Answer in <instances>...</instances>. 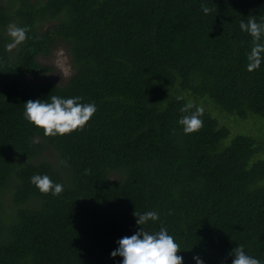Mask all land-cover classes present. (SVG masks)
<instances>
[{
    "label": "trees",
    "instance_id": "obj_1",
    "mask_svg": "<svg viewBox=\"0 0 264 264\" xmlns=\"http://www.w3.org/2000/svg\"><path fill=\"white\" fill-rule=\"evenodd\" d=\"M253 17L264 20V0L0 3V264H117V240L141 227L134 212L150 210L184 264L197 253L232 264L238 245L264 262V143L244 134L225 143L231 129L205 108L198 131L178 123L182 107L199 106L184 92L240 118L231 123L264 118V63L248 70L252 37L239 27ZM13 23L28 39L8 50ZM62 40L72 73L47 82L52 67L38 57ZM53 95L97 111L82 129L46 136L23 113L29 99ZM50 146L58 167L43 155ZM37 173L64 190L41 192ZM160 221L145 227L158 231Z\"/></svg>",
    "mask_w": 264,
    "mask_h": 264
},
{
    "label": "clouds",
    "instance_id": "obj_2",
    "mask_svg": "<svg viewBox=\"0 0 264 264\" xmlns=\"http://www.w3.org/2000/svg\"><path fill=\"white\" fill-rule=\"evenodd\" d=\"M205 14L213 11L206 3H201ZM240 29L252 37L251 51L247 53V67L253 71L264 63V20L257 21L255 17L247 21L241 20ZM8 34L12 41L6 45L12 50L28 39V30L16 24L8 26ZM182 99V97H177ZM191 110V111H190ZM97 111L95 102H83L80 96L62 97L53 95L49 99H29L25 102L24 117L37 127L43 128L46 136H57L82 129ZM182 115L178 121L183 125L185 134L198 131L203 127L205 109L195 104H186L180 109ZM31 183L41 192L59 195L64 185L51 179L48 174H34ZM137 217V230L132 235H125L117 240L118 247L111 252L112 257L123 259L117 264H184V256L178 254L180 247L168 228L160 221V213L155 210L144 213L134 212ZM160 221L158 231H150L145 226L149 222ZM233 257L232 264H264L259 258L252 256L243 245H238L229 253ZM196 264H205L203 257L197 253L193 256Z\"/></svg>",
    "mask_w": 264,
    "mask_h": 264
},
{
    "label": "rangeland",
    "instance_id": "obj_3",
    "mask_svg": "<svg viewBox=\"0 0 264 264\" xmlns=\"http://www.w3.org/2000/svg\"><path fill=\"white\" fill-rule=\"evenodd\" d=\"M5 1L6 0H0V3H3ZM54 22H57V20L46 21L42 26V29H46ZM38 60L42 64L52 67L51 72L43 76V79L47 82L63 83L72 73L70 54L65 40H62L60 46H56L55 49L53 48L49 54L39 56ZM182 95L190 103H196L199 106H202L206 110L210 111L212 113L211 115L214 118L218 119L220 123L226 124L231 129V136L225 141V143H229L234 136L239 134L250 135L254 137L255 139H257L259 146L261 143H264V118L259 116H252L255 119L249 120L246 123L240 121L231 123L228 122L232 121L231 117H233L235 120H240V118L236 116H230L227 112H225L217 104H215L208 96H192L189 92H184ZM191 99H193L192 102L190 101ZM241 126L246 129L245 132L241 129ZM252 130L253 132H251ZM43 155H47L56 167H58L59 163L61 164L58 155L51 146L46 149ZM112 177L114 178L116 177V175H113ZM24 206L35 207L36 202L35 200H32L30 202H26ZM9 212H13V205L9 208L7 213ZM11 223L12 222L8 224L6 223V226L10 225Z\"/></svg>",
    "mask_w": 264,
    "mask_h": 264
}]
</instances>
